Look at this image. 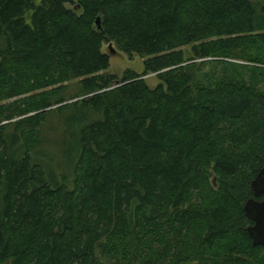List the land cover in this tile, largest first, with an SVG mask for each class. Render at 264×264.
Segmentation results:
<instances>
[{
	"label": "trees",
	"instance_id": "16d2710c",
	"mask_svg": "<svg viewBox=\"0 0 264 264\" xmlns=\"http://www.w3.org/2000/svg\"><path fill=\"white\" fill-rule=\"evenodd\" d=\"M262 168L252 0H0V264H264Z\"/></svg>",
	"mask_w": 264,
	"mask_h": 264
},
{
	"label": "rangeland",
	"instance_id": "374dc122",
	"mask_svg": "<svg viewBox=\"0 0 264 264\" xmlns=\"http://www.w3.org/2000/svg\"><path fill=\"white\" fill-rule=\"evenodd\" d=\"M258 6L259 14L264 16V12L261 13L262 7L264 5L263 0H252ZM112 46L113 48H110ZM103 51L106 53H110V67L107 70V73L110 75H116L121 79L127 70H132L139 74H143L145 71V61L148 59L142 55L134 53L132 56H129L125 52L121 51L117 48V46L113 43L105 44ZM242 64H246L244 61H239ZM210 66H207L205 70H209ZM159 74V73H158ZM148 82L151 88H155L161 83V80L158 78L157 74H149L144 77ZM261 200V198L259 199ZM105 264H108L107 261Z\"/></svg>",
	"mask_w": 264,
	"mask_h": 264
},
{
	"label": "water",
	"instance_id": "95a60500",
	"mask_svg": "<svg viewBox=\"0 0 264 264\" xmlns=\"http://www.w3.org/2000/svg\"><path fill=\"white\" fill-rule=\"evenodd\" d=\"M97 25L101 29V20H97ZM110 48H113L110 46ZM254 197L247 200L244 206L246 216L253 222L248 227V233L254 246H264V168L261 169L257 177L251 184ZM262 197L261 200L257 199Z\"/></svg>",
	"mask_w": 264,
	"mask_h": 264
},
{
	"label": "bare ground",
	"instance_id": "6f19581e",
	"mask_svg": "<svg viewBox=\"0 0 264 264\" xmlns=\"http://www.w3.org/2000/svg\"><path fill=\"white\" fill-rule=\"evenodd\" d=\"M254 197V196H253ZM258 199V198H257ZM262 199V198H261ZM198 260V259H197Z\"/></svg>",
	"mask_w": 264,
	"mask_h": 264
},
{
	"label": "flooded vegetation",
	"instance_id": "af4514ba",
	"mask_svg": "<svg viewBox=\"0 0 264 264\" xmlns=\"http://www.w3.org/2000/svg\"><path fill=\"white\" fill-rule=\"evenodd\" d=\"M260 198H262V197H260ZM260 198H258V199H260Z\"/></svg>",
	"mask_w": 264,
	"mask_h": 264
}]
</instances>
